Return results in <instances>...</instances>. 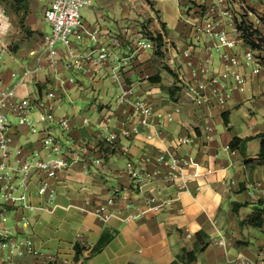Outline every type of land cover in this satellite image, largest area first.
<instances>
[{
	"label": "crops",
	"instance_id": "1",
	"mask_svg": "<svg viewBox=\"0 0 264 264\" xmlns=\"http://www.w3.org/2000/svg\"><path fill=\"white\" fill-rule=\"evenodd\" d=\"M12 1L0 0V9L11 23L3 39L8 46L0 69L3 82L7 87L19 82V97L38 98L57 119L70 118L72 129L65 134L55 122H39L40 109L29 115L40 130L49 128L63 137L70 155L79 162L53 182L54 205H48L32 183L29 201L37 209L19 208L7 221L0 220V264H172L198 248V233L208 236L210 244L194 261L184 259L180 264H261L264 214L262 226L245 222L255 209H264V161L260 158L264 71L252 74L254 63L240 69L224 60L216 48L218 40L205 33L202 25L207 19L215 21L219 30L237 38L238 53L243 55L248 45L241 37L234 7L251 6L262 15L264 0H149L151 4L146 0H92L83 11L86 27L96 33L100 44H111L116 37L122 43L102 68L86 71L67 67L65 49L58 48L54 57L44 53V35L50 31L44 16L48 0H28L24 27ZM146 19L149 36L137 33L138 21ZM158 34L163 38L165 57L158 59L155 47L137 48L140 35L155 43L150 37ZM95 45L86 39L77 47L85 50ZM214 51L219 54L215 56ZM238 71L246 73L245 89H233L226 103L200 106L188 99L187 83L209 88V80L219 78L232 84V75ZM154 76L160 80L152 82ZM84 80L91 87H85ZM175 87L181 90L171 97L170 89ZM124 95L128 100H122ZM82 97L92 103L86 113L78 106L66 108V101ZM133 100H145L162 113L173 112V120L161 127L153 117L149 129L125 138L122 121L136 123L139 117ZM110 108L120 117L104 131L119 135L113 145L104 141L99 124ZM11 122L15 147L25 153L41 148L43 132L31 133L29 126L18 125L16 117ZM150 133L161 136L149 139ZM178 136L191 141L175 148ZM235 137L249 140L232 149ZM160 151H175L195 160L186 169L192 177L189 190L178 192L163 179L168 166L158 163ZM146 156L148 171L157 174L134 192L127 162ZM96 159H101L100 165ZM116 191L119 197L109 206L111 218L100 219L97 210ZM153 197L156 201L148 205ZM168 199L171 203L165 205ZM103 235L111 239L100 252H93ZM221 237L223 245L217 242ZM29 240L36 254L29 252ZM13 244L19 249L10 254ZM76 245L83 249L79 260Z\"/></svg>",
	"mask_w": 264,
	"mask_h": 264
},
{
	"label": "built area",
	"instance_id": "2",
	"mask_svg": "<svg viewBox=\"0 0 264 264\" xmlns=\"http://www.w3.org/2000/svg\"><path fill=\"white\" fill-rule=\"evenodd\" d=\"M226 1V0H225ZM92 5V0H48L45 9V20L50 26V31L44 35V53L49 56L58 55L59 44L64 45L65 51L69 56L68 68L78 70L100 69L103 65L114 57V48L122 43L119 37L112 39L111 44L98 43L95 32H91L83 21V11ZM252 15V12L249 13ZM11 23L4 9H0V69L3 62V56L8 50V46L3 42L4 37L10 32ZM202 30L210 36L218 40L217 50L221 57L230 64L243 69L250 63H254L252 74H259L264 71V64L255 57L253 49L248 46L243 55L238 53L239 43L237 38L231 37L229 33L218 29V25L212 19H207L202 25ZM242 37V34H241ZM243 38V37H242ZM86 39L92 40L95 46L85 50L78 49L77 46L82 45ZM135 44L140 49H152L153 43L140 35L136 39ZM29 73L26 72L25 75ZM234 82L228 84L222 79L212 78L209 80V88L205 85L194 86L187 83L184 88L188 99L197 105H203L208 102H217L218 104L226 103L232 96L233 89H245L247 82L246 73L241 71L233 73ZM19 82L13 87L4 86L3 78L0 74V220L7 221L10 214L19 208L29 209L34 211L37 209L29 201L31 194L30 186L35 183L36 193L39 196L46 198L48 205H54L57 196V191L54 186V181L60 173L68 171L79 162V159L70 155L65 139L55 134L51 129L45 128L40 130L37 123L29 118L31 112L35 109H40L39 122H55L58 127L65 133H69L72 129L71 120L64 116L57 119L47 106L41 103L35 97H19L18 90ZM127 94V93H126ZM35 98V99H34ZM122 100H128L125 95ZM139 112L138 121L136 123H127V120L122 121L124 127L122 135L125 138L135 137L140 135L144 129H149L152 124V118L159 119V125L164 127L166 123L173 120V112L162 113L147 103L145 100L130 101ZM179 109H175L177 112ZM18 119V125H27L31 133L36 134L43 132L44 136L40 139L41 148L34 149L30 152H24L22 148L14 146V138L11 118ZM120 120L117 112L112 108L106 111L105 116L99 122L104 131ZM85 124L89 125L88 120ZM105 134V133H104ZM161 134H147L149 139L156 137L160 138ZM119 138V135L114 132L105 134L104 141L113 145ZM190 137L178 136L174 139L173 146H184L189 144ZM149 158L143 157L141 160L129 159L127 162V172L132 181V189L137 192L141 191L145 182L153 179L156 174H151L147 168ZM97 165L101 164V159L94 161ZM158 163L167 165L168 169L163 175V179L172 183L178 192L189 190L190 176L187 175V167L196 164L194 159H186L178 156L175 151H160L158 153ZM196 176V174L194 175ZM36 179V180H34ZM119 192H114L106 205H103L97 210L100 219L108 221L111 218L109 206L112 205L119 197ZM125 199L128 197L123 196ZM156 199L149 198L148 205H152ZM171 199L165 202V205L170 204ZM41 208V207H40ZM160 206H154V209H159ZM42 209V208H41ZM22 220L27 222L26 217ZM3 236L2 228L0 227V237ZM190 237L191 235L188 234ZM219 244H225V240L221 237L217 240ZM29 252L36 254L33 248L32 241H27ZM4 247L5 244H2ZM19 249L17 244L10 246V254ZM23 252L20 251L19 254ZM264 264V259L261 261Z\"/></svg>",
	"mask_w": 264,
	"mask_h": 264
},
{
	"label": "trees",
	"instance_id": "3",
	"mask_svg": "<svg viewBox=\"0 0 264 264\" xmlns=\"http://www.w3.org/2000/svg\"><path fill=\"white\" fill-rule=\"evenodd\" d=\"M11 7L15 12L19 13L20 23L24 27L25 26V16L28 12V0H13ZM238 28H239V30L242 31V37H243L244 41L247 44H250L248 36L250 35L249 32H251V31H249V30H251V29L249 27L246 28L243 25H239ZM150 38L157 43L156 51H157V54H160L159 51L161 50V47L163 44L162 35L158 34L157 37H155V38L150 37ZM168 70L170 72H172L170 68H168ZM150 80L152 82H157L160 80V76H154ZM180 90H181V87H175L173 89H170V96L174 97L175 91H180ZM225 120L228 122V118H225ZM262 138L263 139H262V148H261L260 158L264 161V135L262 136ZM247 140H249V139H242L239 137H235L231 141L230 147L232 149L239 148ZM263 214H264V209L257 208V209H255L254 213L250 215V217L246 220L245 223L252 224L255 226H262ZM110 239H111V237L105 238L103 235L101 237V239L99 240L98 244L93 249V252H100L103 249V247L107 244V242H109ZM210 242L211 241H210L208 236H204L203 233H198V244H199L198 248L195 250H192V251H187L183 257H181V256L177 257V259L172 264H180V262H183L184 259L187 262L194 261L197 258V254L199 252L204 251L205 248L210 244ZM76 250H77V260H79L80 256L83 254V249H81L79 247V245H76ZM130 264H133V263H130Z\"/></svg>",
	"mask_w": 264,
	"mask_h": 264
},
{
	"label": "rangeland",
	"instance_id": "4",
	"mask_svg": "<svg viewBox=\"0 0 264 264\" xmlns=\"http://www.w3.org/2000/svg\"><path fill=\"white\" fill-rule=\"evenodd\" d=\"M44 1H43V3H44ZM146 1H148L151 4V2L149 0H146ZM248 7L249 8L240 7V9L239 8L236 9V7H234V12L237 13V15H238V16H236V18L239 19L238 24L243 25L246 28L249 27L251 29V30H249L251 32H249L250 35L248 36L250 44H247V45L253 49L255 57L258 58L262 64H264V12H262V15H259L258 13H256V9L254 7H251V6H248ZM29 9L30 8L28 7V10ZM250 10L255 12L257 17L250 15L249 14ZM138 22H139V27H138L137 33L142 32V33H144V35L149 36L150 30L148 29V25H146V23L149 24V22H147V19L143 20V21L139 20ZM255 25H258V26L254 27ZM153 47H155V48L157 47L156 42L155 43L153 42ZM57 48L65 49L64 45H62V44H59L57 46ZM162 48L163 47H161V50L159 51L160 54H157V51L155 49V53H156L158 59L163 57V56L165 57V51H163ZM214 54L216 56L217 54H219V52L214 51ZM84 85H85V87H91L88 80H84ZM4 86H6V85L4 84ZM13 86L14 85L12 84V86H10V87H13ZM109 89H110V87H109ZM116 90H118V89H116ZM116 90H115V92H116ZM113 94H114V91H113ZM91 105H92L91 101L85 97L76 99V100L71 101V102L66 101V103H65V106L67 109H70L71 106H78L84 112L88 111V109L91 108ZM7 251H9V249Z\"/></svg>",
	"mask_w": 264,
	"mask_h": 264
}]
</instances>
